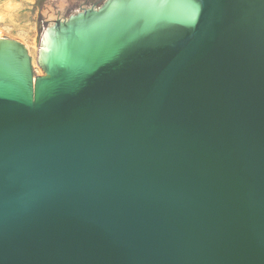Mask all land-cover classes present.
Returning a JSON list of instances; mask_svg holds the SVG:
<instances>
[{"label":"water","instance_id":"1","mask_svg":"<svg viewBox=\"0 0 264 264\" xmlns=\"http://www.w3.org/2000/svg\"><path fill=\"white\" fill-rule=\"evenodd\" d=\"M0 37V264H264V0H104Z\"/></svg>","mask_w":264,"mask_h":264},{"label":"rangeland","instance_id":"2","mask_svg":"<svg viewBox=\"0 0 264 264\" xmlns=\"http://www.w3.org/2000/svg\"><path fill=\"white\" fill-rule=\"evenodd\" d=\"M6 0H0V7ZM15 3L14 8L5 16L4 23L2 24L5 32L1 37H7L18 40L25 45L24 41L31 40L36 46L39 45L42 33L44 31L43 22H49L50 19L56 17H69L70 14L80 10L81 6L93 5L98 7L104 0H11ZM7 31V32H6ZM19 32V33H18ZM19 34V35H18ZM22 36V37H21ZM23 39V40H22ZM35 39V40H34ZM23 41V42H22ZM27 48V46L25 45ZM28 49V48H27ZM34 52V51H32ZM32 57L33 61L37 54L34 52ZM34 68V74H38ZM43 73L38 75H42Z\"/></svg>","mask_w":264,"mask_h":264},{"label":"bare ground","instance_id":"3","mask_svg":"<svg viewBox=\"0 0 264 264\" xmlns=\"http://www.w3.org/2000/svg\"><path fill=\"white\" fill-rule=\"evenodd\" d=\"M15 6V3L11 0H6L3 5L0 7V37L3 35V33L5 32V30L3 29V23L5 22L4 19H5V16L12 10V8H14ZM7 32V31H6ZM19 33V32H18ZM19 35V34H18ZM22 37V36H21ZM18 40L20 39V37L18 36L17 38ZM23 40V39H22ZM35 40V39H34ZM21 41V39H20ZM23 42V41H22ZM25 42V45L27 46L28 50H29V53L31 54L32 51H34L36 54H37V57L36 59H34L33 61V65L35 66V70L38 74H41L42 72V69L40 68L39 64H38V46L35 45V43L33 42V38L30 40H27V41H24ZM32 52V55L33 53ZM43 73V72H42Z\"/></svg>","mask_w":264,"mask_h":264}]
</instances>
